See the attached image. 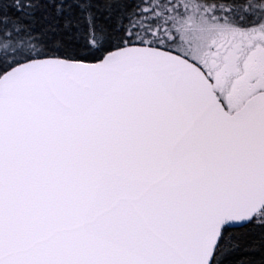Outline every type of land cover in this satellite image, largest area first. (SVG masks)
<instances>
[{
  "label": "snow or ice",
  "instance_id": "1",
  "mask_svg": "<svg viewBox=\"0 0 264 264\" xmlns=\"http://www.w3.org/2000/svg\"><path fill=\"white\" fill-rule=\"evenodd\" d=\"M0 264H264V0H0Z\"/></svg>",
  "mask_w": 264,
  "mask_h": 264
}]
</instances>
